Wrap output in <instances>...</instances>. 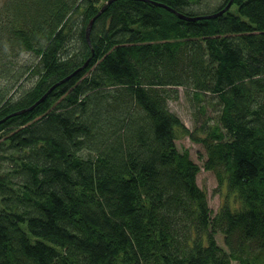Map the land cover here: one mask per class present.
I'll use <instances>...</instances> for the list:
<instances>
[{
  "label": "trees",
  "instance_id": "obj_1",
  "mask_svg": "<svg viewBox=\"0 0 264 264\" xmlns=\"http://www.w3.org/2000/svg\"><path fill=\"white\" fill-rule=\"evenodd\" d=\"M0 264H264V0H6Z\"/></svg>",
  "mask_w": 264,
  "mask_h": 264
},
{
  "label": "rangeland",
  "instance_id": "obj_2",
  "mask_svg": "<svg viewBox=\"0 0 264 264\" xmlns=\"http://www.w3.org/2000/svg\"><path fill=\"white\" fill-rule=\"evenodd\" d=\"M6 0H0V7L4 4ZM232 10H235L233 8ZM24 55V56H23ZM26 58L25 54H21V59ZM178 97L177 99H170L168 101L170 110L178 115L182 120V123L190 129L194 130L195 127H200V124L206 120L210 114H216L210 111L207 115H203L202 113L198 114L195 110V105L190 101L186 91L179 87L178 89ZM214 117V116H213ZM199 129V128H198ZM177 146L180 150H187L189 152V156L202 167L203 161L205 159V148L200 143H195L189 137H182L178 139L176 142ZM198 185L201 189H204L207 192L209 204L212 210L217 211L220 205L225 202V197L228 194V190L225 184L218 183L217 177L215 176V172L208 171L204 167L201 168L198 176ZM230 201L233 202V198L229 197ZM218 243L224 247V243H222V238L218 235Z\"/></svg>",
  "mask_w": 264,
  "mask_h": 264
},
{
  "label": "water",
  "instance_id": "obj_3",
  "mask_svg": "<svg viewBox=\"0 0 264 264\" xmlns=\"http://www.w3.org/2000/svg\"><path fill=\"white\" fill-rule=\"evenodd\" d=\"M230 5H231V4L229 3L228 6H227V8H226L224 11H226V10L229 8ZM93 21H94V20L91 21V23H90V25H89V27H88V34H89V32H90L91 24H92Z\"/></svg>",
  "mask_w": 264,
  "mask_h": 264
},
{
  "label": "bare ground",
  "instance_id": "obj_4",
  "mask_svg": "<svg viewBox=\"0 0 264 264\" xmlns=\"http://www.w3.org/2000/svg\"><path fill=\"white\" fill-rule=\"evenodd\" d=\"M199 174V173H198ZM198 174H197V176H198ZM216 176V175H215ZM217 180H218V177H217ZM218 183H219V181H218Z\"/></svg>",
  "mask_w": 264,
  "mask_h": 264
}]
</instances>
